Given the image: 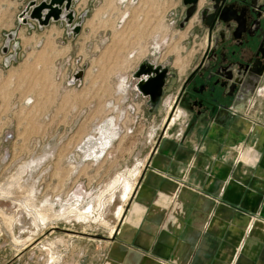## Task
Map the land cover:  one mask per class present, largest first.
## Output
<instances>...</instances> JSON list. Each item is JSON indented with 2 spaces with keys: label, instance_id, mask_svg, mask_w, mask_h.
<instances>
[{
  "label": "rangeland",
  "instance_id": "1",
  "mask_svg": "<svg viewBox=\"0 0 264 264\" xmlns=\"http://www.w3.org/2000/svg\"><path fill=\"white\" fill-rule=\"evenodd\" d=\"M32 1L0 0V264H101L164 133L133 70L149 58L184 72L192 46L170 0H76L71 24L43 26L23 15ZM162 7L161 24L125 23ZM96 10L123 11L118 29H82Z\"/></svg>",
  "mask_w": 264,
  "mask_h": 264
},
{
  "label": "crops",
  "instance_id": "2",
  "mask_svg": "<svg viewBox=\"0 0 264 264\" xmlns=\"http://www.w3.org/2000/svg\"><path fill=\"white\" fill-rule=\"evenodd\" d=\"M180 1L170 0L169 8ZM128 11L125 23L136 26L161 24L171 10ZM122 17L121 10H96L82 29L114 31ZM167 66L176 78L165 100L173 102L186 69ZM139 96L165 131L101 264H264V94L256 93L241 115L231 109L193 125L185 109L177 107L181 115L171 123L165 104L152 111Z\"/></svg>",
  "mask_w": 264,
  "mask_h": 264
},
{
  "label": "flooded vegetation",
  "instance_id": "3",
  "mask_svg": "<svg viewBox=\"0 0 264 264\" xmlns=\"http://www.w3.org/2000/svg\"><path fill=\"white\" fill-rule=\"evenodd\" d=\"M213 5L211 0L193 4L181 0L171 9L179 10L172 24L187 32L192 46L176 98L165 100L169 88L160 105L165 104L171 123L180 117L181 108L192 125L214 122L231 109L241 115L243 106L264 86V0H225L223 10H212ZM177 107L181 108L175 114Z\"/></svg>",
  "mask_w": 264,
  "mask_h": 264
},
{
  "label": "water",
  "instance_id": "4",
  "mask_svg": "<svg viewBox=\"0 0 264 264\" xmlns=\"http://www.w3.org/2000/svg\"><path fill=\"white\" fill-rule=\"evenodd\" d=\"M76 0H41L36 4L32 1L23 15H28L32 20H36L41 26L48 25L51 21H61L67 18L69 24L73 21V2ZM214 5L212 10H223L225 0H211ZM197 0H184L185 4L196 3ZM65 15V17H63ZM27 21V17L23 19ZM81 30L80 25L73 27L74 33ZM6 52L7 47L4 48ZM83 72H79L76 78H81ZM135 80V90L148 99V106L152 111L163 103V96L167 89L171 87V77L169 68L161 64H154L148 60L142 61L137 70L132 74ZM165 129L163 130V132ZM163 135V133H162ZM162 135L160 137H162Z\"/></svg>",
  "mask_w": 264,
  "mask_h": 264
},
{
  "label": "built area",
  "instance_id": "5",
  "mask_svg": "<svg viewBox=\"0 0 264 264\" xmlns=\"http://www.w3.org/2000/svg\"><path fill=\"white\" fill-rule=\"evenodd\" d=\"M83 19H84V18H83ZM8 59H9V60H8L9 62H12L13 59H14V61H17V60L15 59V56H14V55H13V56H10ZM262 90H264V86H263V88H258L257 93H260ZM137 96H139V93H138Z\"/></svg>",
  "mask_w": 264,
  "mask_h": 264
},
{
  "label": "bare ground",
  "instance_id": "6",
  "mask_svg": "<svg viewBox=\"0 0 264 264\" xmlns=\"http://www.w3.org/2000/svg\"><path fill=\"white\" fill-rule=\"evenodd\" d=\"M63 17H65V15H63ZM168 105V104H167ZM176 118H173V121L175 120ZM172 121V122H173ZM131 194V193H130ZM131 196V195H130ZM125 199L127 198V194L124 195ZM129 200V199H128ZM125 203V202H124ZM119 213L122 214V207L119 208ZM124 216V215H123ZM122 216V218H123Z\"/></svg>",
  "mask_w": 264,
  "mask_h": 264
}]
</instances>
